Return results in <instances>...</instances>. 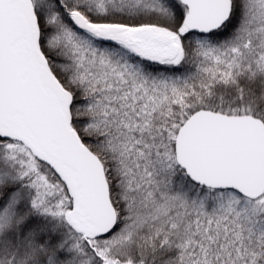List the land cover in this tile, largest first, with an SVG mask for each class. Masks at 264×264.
<instances>
[{
  "label": "snow or ice",
  "instance_id": "obj_1",
  "mask_svg": "<svg viewBox=\"0 0 264 264\" xmlns=\"http://www.w3.org/2000/svg\"><path fill=\"white\" fill-rule=\"evenodd\" d=\"M0 264H264V0H0Z\"/></svg>",
  "mask_w": 264,
  "mask_h": 264
}]
</instances>
